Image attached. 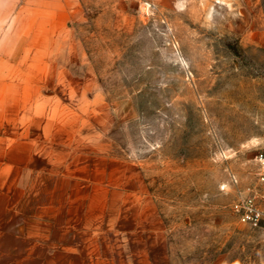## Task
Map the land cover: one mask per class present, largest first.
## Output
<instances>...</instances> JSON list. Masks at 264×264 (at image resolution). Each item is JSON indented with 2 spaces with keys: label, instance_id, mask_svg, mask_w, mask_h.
Returning a JSON list of instances; mask_svg holds the SVG:
<instances>
[{
  "label": "rangeland",
  "instance_id": "obj_1",
  "mask_svg": "<svg viewBox=\"0 0 264 264\" xmlns=\"http://www.w3.org/2000/svg\"><path fill=\"white\" fill-rule=\"evenodd\" d=\"M64 1L0 0L2 259L70 249L109 187L144 192L172 264H264L231 207L264 153V0H75L76 45L42 56L21 31Z\"/></svg>",
  "mask_w": 264,
  "mask_h": 264
},
{
  "label": "crops",
  "instance_id": "obj_2",
  "mask_svg": "<svg viewBox=\"0 0 264 264\" xmlns=\"http://www.w3.org/2000/svg\"><path fill=\"white\" fill-rule=\"evenodd\" d=\"M76 8L75 0H65L58 10L51 11L47 6L42 11L45 19L29 23L32 28L21 31L23 38L31 40L28 46L40 48L42 56H48L51 48L61 49L64 41L73 42L74 48L76 38L70 24ZM59 12L62 21H51L50 15ZM34 40L37 42L33 43ZM42 64L49 65V62L43 60ZM92 160L95 168L106 172L114 166V160L109 157ZM100 178L101 184H113L114 176ZM102 189L97 206L88 203L74 208L73 204V209L67 213L74 216L71 223L74 242L70 249H60L57 255L43 256V259H28V255L26 259H2L0 245V264H172L170 257L163 253L159 215L147 205L144 192Z\"/></svg>",
  "mask_w": 264,
  "mask_h": 264
},
{
  "label": "built area",
  "instance_id": "obj_3",
  "mask_svg": "<svg viewBox=\"0 0 264 264\" xmlns=\"http://www.w3.org/2000/svg\"><path fill=\"white\" fill-rule=\"evenodd\" d=\"M256 181L244 190H237L232 212L239 223L264 229V153L256 156ZM238 184L237 179H233Z\"/></svg>",
  "mask_w": 264,
  "mask_h": 264
}]
</instances>
